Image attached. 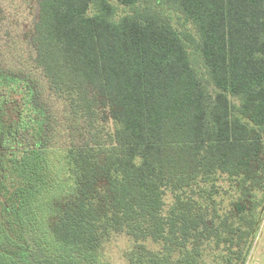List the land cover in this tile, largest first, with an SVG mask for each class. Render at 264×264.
I'll return each instance as SVG.
<instances>
[{
    "label": "trees",
    "instance_id": "1",
    "mask_svg": "<svg viewBox=\"0 0 264 264\" xmlns=\"http://www.w3.org/2000/svg\"><path fill=\"white\" fill-rule=\"evenodd\" d=\"M154 1L196 32L152 6L114 21L111 0H36L28 71L0 67V264H97L119 232L131 263L156 264L153 238L177 264L214 249L245 264L264 192V0ZM217 172L242 186L223 216L189 195Z\"/></svg>",
    "mask_w": 264,
    "mask_h": 264
},
{
    "label": "rangeland",
    "instance_id": "2",
    "mask_svg": "<svg viewBox=\"0 0 264 264\" xmlns=\"http://www.w3.org/2000/svg\"><path fill=\"white\" fill-rule=\"evenodd\" d=\"M114 5L115 12L112 17L114 21H119L123 16L133 15L137 11H141L145 6H152L158 12L167 17L178 30H190L196 32L191 23L184 20L178 11L158 4L154 0L146 2H138L133 6H126L117 0H111ZM38 15V7L36 0H0V67L6 69L17 70L18 72H26L29 69L28 60L30 59L31 47L25 39V35L32 28L34 21ZM199 62H201L199 58ZM197 62V64L199 63ZM199 65V64H198ZM201 67V64H200ZM38 82L42 85L43 80L35 75ZM40 86V85H38ZM1 97V96H0ZM15 98L12 95L10 99ZM3 102L0 98V104ZM15 117L12 114V120ZM1 127V124H0ZM63 151L55 146L50 150L48 160L54 163L57 168L64 166ZM207 183L195 185L194 190H190V196L200 199L204 203H210L207 208L208 213H215L216 209L219 215L223 216L230 211L236 200L242 197V186L239 180L227 173L217 172L207 179ZM202 195V197H200ZM253 205L256 217L260 220V229L256 232L252 239L251 251L247 257L245 264H264V192L255 190L253 192ZM166 206L165 212L174 202V194L167 191L165 195ZM213 204V205H212ZM5 233L15 238L14 234L7 229ZM4 233V232H3ZM100 245V257L97 264H136L131 263V252L134 250L135 243L126 233H113L107 238H103ZM12 240V238H11ZM142 242L146 249V255L151 253L153 256L149 260L156 264H164L162 259L169 260L171 264H177V260L184 259L178 256L177 252H173L171 257H162V253L166 252L163 242L158 239L148 238ZM215 255H207L202 258L201 264H217L222 262L219 257H223L222 249H214ZM35 256L34 258H40ZM33 257H31L32 259ZM136 262H139L137 260Z\"/></svg>",
    "mask_w": 264,
    "mask_h": 264
}]
</instances>
